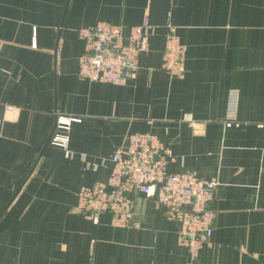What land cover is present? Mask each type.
Wrapping results in <instances>:
<instances>
[{
  "label": "crops",
  "instance_id": "0c3cea01",
  "mask_svg": "<svg viewBox=\"0 0 264 264\" xmlns=\"http://www.w3.org/2000/svg\"><path fill=\"white\" fill-rule=\"evenodd\" d=\"M145 13L134 77L78 73V27L126 29ZM167 23L185 44L181 76L161 67ZM0 41V264H264V0H0ZM56 113L79 117L68 150L48 141ZM145 131L168 146L170 170L218 181L194 259L152 195H132L138 226L76 207L78 189L104 185L114 150Z\"/></svg>",
  "mask_w": 264,
  "mask_h": 264
},
{
  "label": "built area",
  "instance_id": "2783aa9c",
  "mask_svg": "<svg viewBox=\"0 0 264 264\" xmlns=\"http://www.w3.org/2000/svg\"><path fill=\"white\" fill-rule=\"evenodd\" d=\"M150 21L143 14L138 23L126 29L119 23L99 19L77 28L82 40L78 55V73L89 80L121 84L136 75L140 56L149 48ZM1 46V41H0ZM185 44L180 41L174 24H166L161 67L172 76L184 74ZM239 90L227 91V120L236 118ZM17 109V106H8ZM78 116L56 113L48 141L69 149L70 124ZM168 146L153 132L128 135L127 146H118L111 156V169L102 186L83 185L77 192V209L93 222L100 213L110 215L117 226H138L132 217L133 194L152 195L166 208L169 218L178 224V241L194 259L213 229L214 211L211 207L214 176H203L187 170H170Z\"/></svg>",
  "mask_w": 264,
  "mask_h": 264
}]
</instances>
